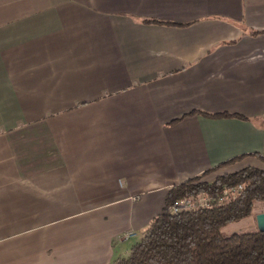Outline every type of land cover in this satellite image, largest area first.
<instances>
[{
    "label": "crops",
    "instance_id": "obj_1",
    "mask_svg": "<svg viewBox=\"0 0 264 264\" xmlns=\"http://www.w3.org/2000/svg\"><path fill=\"white\" fill-rule=\"evenodd\" d=\"M256 30L264 0H0V264H110L172 186L264 168Z\"/></svg>",
    "mask_w": 264,
    "mask_h": 264
},
{
    "label": "trees",
    "instance_id": "obj_2",
    "mask_svg": "<svg viewBox=\"0 0 264 264\" xmlns=\"http://www.w3.org/2000/svg\"><path fill=\"white\" fill-rule=\"evenodd\" d=\"M206 173L172 186L163 208L141 230L127 254L110 264H264V232L257 228L229 235L221 232L224 225L252 215L255 204L264 201V168L246 167L211 181L202 180ZM237 184L243 186L242 190L223 204L170 212L185 197L215 194Z\"/></svg>",
    "mask_w": 264,
    "mask_h": 264
},
{
    "label": "built area",
    "instance_id": "obj_3",
    "mask_svg": "<svg viewBox=\"0 0 264 264\" xmlns=\"http://www.w3.org/2000/svg\"><path fill=\"white\" fill-rule=\"evenodd\" d=\"M243 186L241 184L231 185L224 187L220 192L215 194H200L196 196H188L179 201H177L170 209L171 213H176L182 208L186 209H196L201 207H210L216 204H223L227 202L230 198L234 197L239 191H241ZM196 200V201H194ZM200 205V206H199ZM122 237L124 239H130L133 237H138V232L135 230L126 231Z\"/></svg>",
    "mask_w": 264,
    "mask_h": 264
},
{
    "label": "rangeland",
    "instance_id": "obj_4",
    "mask_svg": "<svg viewBox=\"0 0 264 264\" xmlns=\"http://www.w3.org/2000/svg\"><path fill=\"white\" fill-rule=\"evenodd\" d=\"M204 177V176H203ZM204 180V179H202ZM196 201V200H194ZM200 206V205H199ZM264 211V201L257 202L253 209V214L250 216H246L244 218H240L238 220L232 221L221 228V232L224 235H229L234 232H242L248 230H255L256 229V222H255V214L258 212Z\"/></svg>",
    "mask_w": 264,
    "mask_h": 264
},
{
    "label": "water",
    "instance_id": "obj_5",
    "mask_svg": "<svg viewBox=\"0 0 264 264\" xmlns=\"http://www.w3.org/2000/svg\"><path fill=\"white\" fill-rule=\"evenodd\" d=\"M256 228L264 232V211L255 214Z\"/></svg>",
    "mask_w": 264,
    "mask_h": 264
}]
</instances>
